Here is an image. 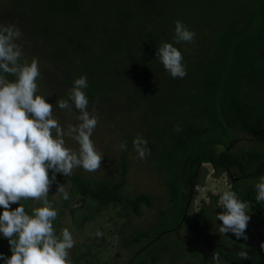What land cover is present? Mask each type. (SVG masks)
<instances>
[{
  "label": "trees",
  "instance_id": "obj_1",
  "mask_svg": "<svg viewBox=\"0 0 264 264\" xmlns=\"http://www.w3.org/2000/svg\"><path fill=\"white\" fill-rule=\"evenodd\" d=\"M175 3L177 8L172 7L171 0H17L15 3L19 21L42 42L44 58L59 73L62 84L71 85L75 78L84 75L88 81L85 92L93 105L114 101L115 90L126 91L125 97L130 100L132 94L128 90L137 86L144 97L172 105L183 102L181 89L194 88L191 112L203 123L184 120L179 125L180 131H175L176 127L168 129L163 137L167 140L157 154L161 157L160 168L173 176L164 180L177 213L173 229L182 222L189 197L187 191L202 163H209L213 176L217 177L220 172L242 170L251 158L248 152L234 153L223 140L225 135L219 133L221 130L229 131L231 125L264 144V114L253 113L243 99L246 86L264 82V0H175ZM176 20L195 32L192 43L174 44L185 62L187 74L182 79L164 74L156 60L157 46L162 41L173 42ZM60 36L66 38L67 44L54 42ZM217 145L223 147L218 150ZM263 167L261 161L256 171L243 173V177L256 174ZM69 179L74 189L69 199L75 196L73 193L80 195L81 201L92 199L97 210L122 206L123 214L131 210L139 216L144 205L152 204V197L146 193L124 197L123 176L116 182L93 183L75 175ZM230 190L236 192L234 186ZM237 196L251 202L257 213H264V204L255 202L251 189ZM68 201L63 202L64 206H68ZM92 217L93 214L81 215L75 225ZM206 221L204 207H200L186 218L187 234L199 235ZM169 230L155 229L153 238L149 239V230L133 234L125 245L144 243L126 264L155 263L161 252L169 248L168 243L158 245L162 234ZM262 245L264 241L261 246L254 244L247 248L244 251L247 258L241 259L240 246L233 245L229 250L228 246L213 242L200 264H211L213 253L230 264H264ZM0 252L11 254L9 248Z\"/></svg>",
  "mask_w": 264,
  "mask_h": 264
},
{
  "label": "rangeland",
  "instance_id": "obj_2",
  "mask_svg": "<svg viewBox=\"0 0 264 264\" xmlns=\"http://www.w3.org/2000/svg\"><path fill=\"white\" fill-rule=\"evenodd\" d=\"M16 1L0 0V23L15 24L20 28L22 37L18 43L22 46L23 58L29 61L35 58L38 61L40 71L37 80L38 93L46 96L47 102L53 105L54 118L62 125H74L78 122V112L75 110L67 112L55 107L58 98H66L71 85L62 84L59 73L44 58L42 42L34 38L28 31V27L19 21L16 14ZM174 1L171 0L172 7L177 8L178 3L173 4ZM54 42L67 44L66 38L62 36L55 38ZM190 52L191 49L188 48L187 55ZM163 72L168 75L165 70ZM132 88L128 90L132 94L130 100L126 99V91L120 93V90H115L114 101L104 100L100 105L88 103L89 112L96 115L98 120L91 139L96 149L103 155L101 168L92 173L77 168L73 170L72 175L93 183L116 182L123 176L124 184L121 187V194L124 197L133 198L138 194L146 193L152 197V204L144 205L141 215L136 216L131 210L123 214L122 206L97 210L94 200L81 201L78 199L80 195L73 193L75 196L68 199L70 200L68 206H64L63 202L67 200L62 199L56 192V183L64 184L69 196L74 189L69 177L57 174L56 183L51 185L47 199L57 210V218L53 221L56 233L67 228L73 236L74 246L69 250L72 264H126L134 251L138 250L144 242L127 245L125 242L141 230H149V239L153 238L155 229H170L162 234L158 242L159 246L168 243L169 248L162 251L153 264H200L204 253L211 251L210 244L213 242L228 246L229 250H232L233 245H238L242 251H245L252 243L258 242V237L264 238V213H257L249 201L245 202L246 212L250 217L245 229L247 238H236L231 233L224 234L219 231L221 222L216 220V214L221 211L218 208V202L223 191L230 190V187L234 186L236 193L241 196L251 189V197L255 200L254 184L260 176H264L263 167L256 174L243 177V173L256 171L261 161H264V144L253 141L244 132H240L231 125H228L229 131L219 132L225 135L223 140L234 153L246 155L248 152L251 158L242 170L233 169L235 174L231 180L222 172L217 177L213 176L212 166L209 163H202L194 175L193 180H196V184H193L191 197L185 214L181 218L182 222L173 229L176 225L177 213L173 209L169 199L170 193L164 181L173 176L167 170L160 168L161 157L157 154L161 153L164 142L167 140H163V137L167 135L168 129L179 127L184 120L185 122L193 120L201 122V119L191 112L194 108L191 101L194 88L181 89L180 97L183 98V102L177 101L172 105L162 104V100L159 99L156 101L151 100V97H144L139 86ZM245 92L243 99L250 110L252 109L253 113L264 114V82L260 80L251 83L246 86ZM102 93L99 95L105 97ZM195 109L198 110L199 107L196 106ZM137 135L147 140L150 150V154L143 160L137 157L132 147V140ZM121 142L126 143L125 151H121L118 147ZM66 144L72 149L77 147L75 142L68 138H66ZM216 147L219 150L223 145ZM187 192L189 195L190 189ZM39 206H41L40 201L30 199L25 203V210L30 212L32 208ZM200 207H204L207 221L202 225V229H199L201 232L199 235L190 236L185 230L186 218ZM85 214L88 216L93 214L92 219H86L81 224L75 225V220ZM97 231L101 233L99 237L96 236ZM158 245L155 244L154 247ZM2 248H9L4 238H0V249ZM144 251L145 249L141 252ZM220 261L221 264H230L224 259Z\"/></svg>",
  "mask_w": 264,
  "mask_h": 264
},
{
  "label": "clouds",
  "instance_id": "obj_3",
  "mask_svg": "<svg viewBox=\"0 0 264 264\" xmlns=\"http://www.w3.org/2000/svg\"><path fill=\"white\" fill-rule=\"evenodd\" d=\"M21 37L18 26L0 23V238L7 240L11 253L0 252V264H72L69 250L74 246L73 236L67 228L58 234L54 230L57 210L47 196L57 174L69 177L77 168L89 173L101 168L103 155L91 139L98 120L88 110V81L84 75L72 81L66 98L55 102L60 110L78 112V122L62 125L54 118L53 105L38 93V61L23 58L18 43ZM194 37L193 30L176 20L173 42L162 41L157 46L156 60L172 78L182 79L187 74L174 44L192 43ZM175 131H180L178 126ZM66 138L77 147H68ZM147 144L140 135L132 140L141 160L150 154ZM118 147L125 151L126 143ZM254 189L256 202L264 203V176L255 182ZM56 192L62 199H69L64 184L56 183ZM30 199L40 201L41 206L26 211L24 201ZM218 208L219 231L246 239L250 219L246 203L236 192L226 190L219 196ZM100 235L97 231L96 236ZM239 256L246 259L247 253L241 251ZM211 264H221L218 254H212Z\"/></svg>",
  "mask_w": 264,
  "mask_h": 264
},
{
  "label": "flooded vegetation",
  "instance_id": "obj_4",
  "mask_svg": "<svg viewBox=\"0 0 264 264\" xmlns=\"http://www.w3.org/2000/svg\"><path fill=\"white\" fill-rule=\"evenodd\" d=\"M223 173H224V174L227 176V178L230 179V180H231V178H233V175L235 174L233 170H230L228 173H227V172H223ZM236 177H237V176H236ZM193 178H194V176H193ZM193 178H192V179H193ZM193 181H195V182H192L191 184H192V185H193V184H196V180H193ZM257 241H258V242L252 243L249 247H251V246L254 245V244H258L259 246H261L262 242L264 241V238L258 237ZM249 247H248V248H249ZM241 250H242V249H241ZM235 261H236V260H235Z\"/></svg>",
  "mask_w": 264,
  "mask_h": 264
},
{
  "label": "water",
  "instance_id": "obj_5",
  "mask_svg": "<svg viewBox=\"0 0 264 264\" xmlns=\"http://www.w3.org/2000/svg\"><path fill=\"white\" fill-rule=\"evenodd\" d=\"M192 187H193V185L191 184V185H190V192H189L188 201H189V199H190V197H191L190 194H191ZM188 201H187V204H188Z\"/></svg>",
  "mask_w": 264,
  "mask_h": 264
}]
</instances>
